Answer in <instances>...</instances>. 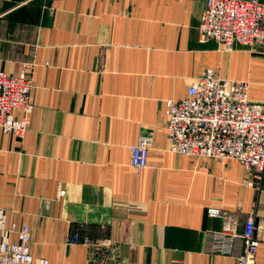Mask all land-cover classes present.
I'll return each instance as SVG.
<instances>
[{
	"label": "crops",
	"instance_id": "1",
	"mask_svg": "<svg viewBox=\"0 0 264 264\" xmlns=\"http://www.w3.org/2000/svg\"><path fill=\"white\" fill-rule=\"evenodd\" d=\"M205 2L0 0V72L33 85L30 111H13L24 134L0 132V209L29 227L34 260L235 264L241 241L222 255L216 237L241 235L253 215L264 264V172L168 151L167 103L195 79L247 82L264 101V43H201ZM142 136L153 141L136 172L129 147Z\"/></svg>",
	"mask_w": 264,
	"mask_h": 264
},
{
	"label": "built area",
	"instance_id": "2",
	"mask_svg": "<svg viewBox=\"0 0 264 264\" xmlns=\"http://www.w3.org/2000/svg\"><path fill=\"white\" fill-rule=\"evenodd\" d=\"M198 34L201 43L213 41L225 51L264 43V4L258 0H206ZM32 88L28 77L0 72V132L24 134L27 121L15 120L13 111L21 110L24 114L30 111ZM248 91L247 82L212 74L195 79L183 99L167 103L168 151L196 159L236 161L250 173L252 180L260 181L264 172V101H251ZM152 141L151 137L142 136L129 147L134 171L147 168ZM207 215L227 219L226 212L218 209L209 208ZM12 236L16 237L15 242ZM216 238V253L230 255L238 239L242 252L235 264H255L259 240L253 215L247 217L241 235L225 229ZM77 241L73 236L72 242ZM91 262L100 264L94 259ZM0 264H47L44 259L34 260L32 256L29 227L17 229L8 222L3 209H0Z\"/></svg>",
	"mask_w": 264,
	"mask_h": 264
}]
</instances>
